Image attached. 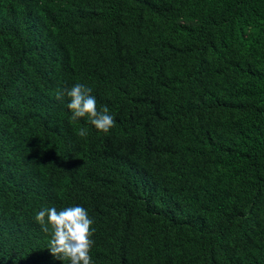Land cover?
<instances>
[{
  "label": "trees",
  "instance_id": "obj_1",
  "mask_svg": "<svg viewBox=\"0 0 264 264\" xmlns=\"http://www.w3.org/2000/svg\"><path fill=\"white\" fill-rule=\"evenodd\" d=\"M74 205L93 264H264V0H0V264Z\"/></svg>",
  "mask_w": 264,
  "mask_h": 264
},
{
  "label": "clouds",
  "instance_id": "obj_2",
  "mask_svg": "<svg viewBox=\"0 0 264 264\" xmlns=\"http://www.w3.org/2000/svg\"><path fill=\"white\" fill-rule=\"evenodd\" d=\"M92 91L91 87L76 83L71 88L58 90L56 98L61 100L65 95L69 98L67 107L72 113L71 120L84 118L96 130L108 133L115 126L114 116L107 106L98 108ZM78 135L85 137L87 129H79ZM35 221L49 235L48 248L53 257L67 264H93L90 253L95 229L87 209L79 205L60 210L44 208L36 213Z\"/></svg>",
  "mask_w": 264,
  "mask_h": 264
}]
</instances>
